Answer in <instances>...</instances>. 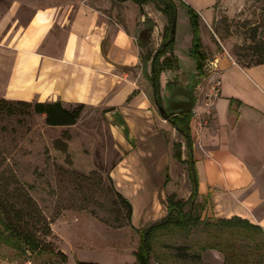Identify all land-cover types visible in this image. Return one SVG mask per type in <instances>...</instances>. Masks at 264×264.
Here are the masks:
<instances>
[{
  "label": "crops",
  "instance_id": "1",
  "mask_svg": "<svg viewBox=\"0 0 264 264\" xmlns=\"http://www.w3.org/2000/svg\"><path fill=\"white\" fill-rule=\"evenodd\" d=\"M180 1L207 25L213 20L217 0ZM161 7L133 0H0V98L100 107L119 152L108 175L131 203L135 229L167 214L169 194L187 198L191 192L184 139L163 116L176 111L164 105L165 92L177 87L167 86L166 74L180 69L161 72L159 107L151 61L141 57L143 30L160 44L168 22ZM216 55L222 82L213 115L197 102L201 124L189 121L201 219L237 216L264 229V162L250 161L264 147V64L241 67L219 51L211 58ZM175 143L182 162L174 157Z\"/></svg>",
  "mask_w": 264,
  "mask_h": 264
},
{
  "label": "rangeland",
  "instance_id": "2",
  "mask_svg": "<svg viewBox=\"0 0 264 264\" xmlns=\"http://www.w3.org/2000/svg\"><path fill=\"white\" fill-rule=\"evenodd\" d=\"M176 5L174 51L180 71H169L166 79L169 86L181 85L190 92L197 71L189 54L193 33L185 4L177 0ZM151 26L150 20L146 27ZM198 37L208 59L219 51L241 67L248 62V66L262 65L254 64L253 53L264 52V0H217L209 25L199 19ZM158 47L154 41H143L142 61H151ZM160 78L165 83V77ZM193 91L198 95L196 87ZM165 93L168 106L173 96ZM16 111L13 115L0 112V152L5 167L29 187L50 221L51 234L45 241L47 248L41 250L14 238L0 217V264H135L140 229L157 221L139 230L126 223V209L108 179L119 152L102 109L84 107L71 128L47 125L38 113ZM212 115L211 108L208 116ZM64 145L65 152L60 149ZM259 151L262 156L255 153L257 158L250 160L257 166L264 162V147ZM177 179L176 187L181 185L180 175ZM188 209L186 205L183 211ZM190 213L200 211L195 207ZM262 235L212 217L163 225L150 231V264H264ZM56 251L66 253V259L61 260Z\"/></svg>",
  "mask_w": 264,
  "mask_h": 264
},
{
  "label": "trees",
  "instance_id": "3",
  "mask_svg": "<svg viewBox=\"0 0 264 264\" xmlns=\"http://www.w3.org/2000/svg\"><path fill=\"white\" fill-rule=\"evenodd\" d=\"M135 3L142 5L149 1L156 0H133ZM164 2L161 7V11L167 17V24L164 26L161 41L158 49L151 58L150 76L149 79L153 88V97L157 106H161L160 99V85L159 77L162 71L165 69H178V57L174 52V38L175 33L172 32V24L176 19V3L174 0H159ZM188 13L189 20L192 28V42L189 48V54L195 59L197 63L196 74L203 75V65L205 61V54L201 51V45L198 37V21L199 14L192 7L185 5ZM149 30L145 29L141 33L142 41L149 39ZM167 54H169L167 56ZM255 57L254 64L264 63V52L255 51L253 53ZM250 62L245 66L248 67ZM197 80L193 81V88L190 92L179 85L176 88H170L172 90L171 95H182L184 100H169V110H176L170 112H164L163 116H166L168 121L176 128L179 134L182 135L186 151L187 158L183 163L187 166L188 176L191 182V192L186 201L177 199L176 193H171L167 196V214L156 223L151 224L148 228L140 229V243L135 255V264H150L151 256V244L149 241L150 231L156 227L168 225L171 223L183 224L188 221H205L206 218L201 219V212L204 207V200L196 203L197 185L195 169L192 157V142L189 132V121L192 117V108L195 105L196 97L194 94V86ZM187 84V83H186ZM169 86V82H167ZM171 87V86H169ZM83 103H78L70 108L62 106L61 101H45V102H30L24 100H7L0 98V112L13 115L19 112L30 114L31 112L42 114L44 121L47 125L59 126V125H72L76 123L81 111L84 109ZM66 137V136H65ZM59 143L57 139L55 145ZM60 148V147H58ZM62 151H66L67 147L64 145ZM174 157L181 161V144H174ZM5 164V157L0 152V217L5 224L8 232L16 239L32 243L34 247L41 250H45L46 238L51 234L50 221L42 214L40 207L29 193V187L25 183L21 182L12 169H7ZM111 187L117 198L122 202L126 209V223L131 225L132 205L129 200L124 197L113 185L111 177L108 175ZM186 205H189L187 212L183 209ZM198 209L200 214L190 213L193 209ZM220 222L226 225H242L247 229H250L254 234H264V229L258 225L249 222L246 219L234 216L229 219H219ZM121 226V224L119 225ZM139 230V229H137ZM264 236L262 235V240ZM61 260L66 259V253L62 251H56ZM78 264H94L86 262H78Z\"/></svg>",
  "mask_w": 264,
  "mask_h": 264
},
{
  "label": "built area",
  "instance_id": "4",
  "mask_svg": "<svg viewBox=\"0 0 264 264\" xmlns=\"http://www.w3.org/2000/svg\"><path fill=\"white\" fill-rule=\"evenodd\" d=\"M203 75L196 74L195 80L197 83L194 88L198 89V95L195 94L196 101L203 104L206 111L205 113L209 114L210 109L213 107L214 101L219 96L221 91V69L219 66V57L216 55L212 59L208 60L206 64L203 65ZM203 95V98L202 96ZM195 107V105H194ZM192 108V119L196 121V125L201 124V119L199 113ZM203 122V120H202Z\"/></svg>",
  "mask_w": 264,
  "mask_h": 264
},
{
  "label": "water",
  "instance_id": "5",
  "mask_svg": "<svg viewBox=\"0 0 264 264\" xmlns=\"http://www.w3.org/2000/svg\"><path fill=\"white\" fill-rule=\"evenodd\" d=\"M171 30L173 33H175V23L172 24ZM160 111L163 112L164 110L160 108Z\"/></svg>",
  "mask_w": 264,
  "mask_h": 264
}]
</instances>
